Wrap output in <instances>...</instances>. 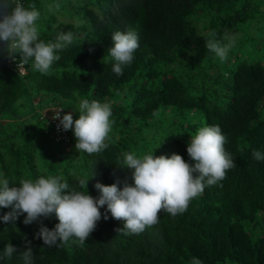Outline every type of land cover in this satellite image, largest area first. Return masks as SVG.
<instances>
[{
  "label": "trees",
  "instance_id": "trees-1",
  "mask_svg": "<svg viewBox=\"0 0 264 264\" xmlns=\"http://www.w3.org/2000/svg\"><path fill=\"white\" fill-rule=\"evenodd\" d=\"M20 2L39 11L40 40L55 42L61 32H71L74 40L57 52L61 59L47 75L34 71L31 61L20 74L6 63L7 45L1 52L0 177L10 186L59 176L97 198V182L120 188L125 180L133 183V170L119 167L126 152L175 153L194 164L187 146L203 126L220 127L236 166L217 185L206 186L182 214L161 211L159 223L140 234L117 233L124 221L110 213L105 220L106 205L83 244L73 237L45 246L36 235L40 222L25 225L26 214L14 224L0 220V254L7 244L17 249L0 264H24L20 253L28 247L33 264H190L193 257L202 264H264V160L252 155L264 154V0ZM130 30L139 47L118 76L107 50L114 32ZM225 32L249 37L221 61L206 48V37L221 39ZM82 99L111 105L108 147L100 153L77 152L75 137L55 140L53 112L46 116L38 108L43 100L75 120ZM29 106L32 121L22 111ZM79 178L90 179L87 188ZM9 211L0 207V217ZM41 221L49 229L59 223L55 214Z\"/></svg>",
  "mask_w": 264,
  "mask_h": 264
},
{
  "label": "clouds",
  "instance_id": "clouds-1",
  "mask_svg": "<svg viewBox=\"0 0 264 264\" xmlns=\"http://www.w3.org/2000/svg\"><path fill=\"white\" fill-rule=\"evenodd\" d=\"M39 16L35 4L26 8L20 0H0V41L7 43L5 51L12 59L18 54L21 65L31 61L34 71L47 75L52 64L61 59L57 52L71 44L74 36L71 32H61L55 42L45 43L39 39ZM237 38L231 32H225L221 39L212 34L206 37V48L225 61ZM111 41L112 46L107 52L115 61L112 71L121 76L123 67L131 65L133 53L139 47L138 35L132 30L116 31ZM61 111H56L53 119L59 120L64 131L73 130L77 152L91 155L108 147L106 141L113 123L109 103L82 99L78 104L79 118L75 120L71 113L61 116ZM226 142L227 138L218 125L199 128L187 146V153L194 164L175 153L167 157L154 156L153 153L137 156L126 152L119 167L133 170V183L125 180L120 188L117 183L106 186L97 182L94 185L99 192L97 198L70 188L67 181L62 182L63 178L59 176L21 179L19 186H10L8 179L0 177V207L11 208L0 220L14 224L20 215L26 214L25 225L40 222L36 235L45 246L58 247L73 237L83 244L101 219L100 208L106 205L105 220L110 213L112 218L124 221L123 227L116 229L117 233H143L159 223L161 211L172 217L182 214L206 186L217 185L226 178L227 171L236 166L233 157L225 150ZM252 155L258 161L264 160V154L258 150H253ZM89 180L79 178L78 184L87 188ZM52 214L59 223L49 229L41 218ZM16 251L13 245H5L0 261L10 259ZM20 255L24 264H33L31 247ZM190 264H202V261L193 257Z\"/></svg>",
  "mask_w": 264,
  "mask_h": 264
},
{
  "label": "built area",
  "instance_id": "built-area-1",
  "mask_svg": "<svg viewBox=\"0 0 264 264\" xmlns=\"http://www.w3.org/2000/svg\"><path fill=\"white\" fill-rule=\"evenodd\" d=\"M9 66L12 67L13 70L17 71L20 74H24L26 72V67L25 65H21V61L18 60L17 58L12 59L11 57H9V59L6 62ZM18 65H21L20 67H18ZM62 110L60 107L54 109L52 116L50 117V121L53 125V129H52V137L57 140V141H65L68 142L70 141V139L74 136V132L72 129H69L67 131H64L62 129V126H60V122L59 120H55L53 119V115L56 111ZM65 113L62 110L61 111V116H63Z\"/></svg>",
  "mask_w": 264,
  "mask_h": 264
},
{
  "label": "rangeland",
  "instance_id": "rangeland-1",
  "mask_svg": "<svg viewBox=\"0 0 264 264\" xmlns=\"http://www.w3.org/2000/svg\"><path fill=\"white\" fill-rule=\"evenodd\" d=\"M239 34L240 35L237 38V42L243 40L246 37H249L248 32H246V33H239ZM38 108H42L41 111H40V113H43L46 116H49V114H51L54 111V106L51 105V104H48L46 101H43V100L40 102ZM32 110H33V108L30 107V106L22 110L24 115H29L28 116V119L31 120V121H32V119H31L32 118V115H31ZM64 148H66V150H68V149L71 148V146L67 144ZM82 172H83V169H82V171L80 173H82Z\"/></svg>",
  "mask_w": 264,
  "mask_h": 264
},
{
  "label": "water",
  "instance_id": "water-1",
  "mask_svg": "<svg viewBox=\"0 0 264 264\" xmlns=\"http://www.w3.org/2000/svg\"><path fill=\"white\" fill-rule=\"evenodd\" d=\"M6 45H7L6 42H4V41H0V55H1V52H2L3 48H4ZM3 65H5V61H3V60L1 59V57H0V67L3 66Z\"/></svg>",
  "mask_w": 264,
  "mask_h": 264
}]
</instances>
